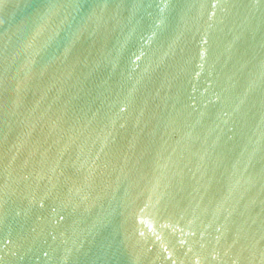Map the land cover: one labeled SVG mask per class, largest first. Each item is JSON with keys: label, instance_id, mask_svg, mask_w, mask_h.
I'll use <instances>...</instances> for the list:
<instances>
[{"label": "water", "instance_id": "95a60500", "mask_svg": "<svg viewBox=\"0 0 264 264\" xmlns=\"http://www.w3.org/2000/svg\"><path fill=\"white\" fill-rule=\"evenodd\" d=\"M0 264H264V0H0Z\"/></svg>", "mask_w": 264, "mask_h": 264}]
</instances>
